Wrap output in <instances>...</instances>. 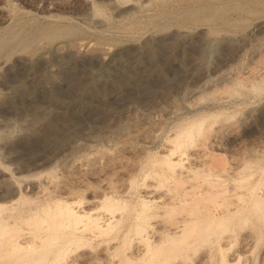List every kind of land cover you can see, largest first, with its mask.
I'll use <instances>...</instances> for the list:
<instances>
[{"label": "rangeland", "instance_id": "rangeland-1", "mask_svg": "<svg viewBox=\"0 0 264 264\" xmlns=\"http://www.w3.org/2000/svg\"><path fill=\"white\" fill-rule=\"evenodd\" d=\"M180 1L189 4L178 10L183 14L187 9L185 17L177 13V26L170 16L169 22L161 24L166 30L160 34L152 32L158 21L149 27L151 31L145 26L128 34L119 29H125L121 26L131 19L123 22L107 1H79L69 6L76 11L68 7L66 13L72 16L81 11L74 25L89 37L88 46L68 55H60L55 46L28 57L0 55V170L11 174V181L0 180V213L14 190L23 206L52 201L50 210L22 226L35 246L45 237L53 248L31 258L1 251L0 264L27 260L48 264L54 251L65 246L67 229L65 220L55 215L56 202L120 218L138 205L147 184L154 199L180 193L189 184L163 178L160 162L174 149L176 139H184L179 136L184 129L193 130V140L185 145L180 168L223 160L232 168L231 173L222 174L226 188L252 184L262 188L264 181L262 185L258 179L264 177V0H234L251 9L238 16L226 9L217 12L215 0L201 5L206 11L197 8L200 13L192 6L197 0ZM5 2L4 10L13 14L15 4ZM190 9L197 15L192 11L190 16ZM86 11L100 13L98 19L110 23L96 26L85 19ZM225 15L237 18L228 25L227 18L220 21ZM8 25L6 21L0 29ZM108 25L115 26V32ZM209 26L216 27L217 33H210ZM240 167L244 174H256L241 182V171H235ZM241 190L239 197L227 194L222 198L243 202L248 199L247 189ZM105 198L115 201L113 211L107 210L111 204L104 203ZM186 212L176 208L157 228L173 226ZM226 231L228 239L221 253L225 261L218 254L214 262L204 259L213 247L205 239L186 252L175 251L178 248L173 244L165 250L180 264H264V212L255 209L247 220L235 219ZM198 236L204 238L206 233L190 228L178 245ZM88 244L71 251L68 264H120L128 256H133L130 264H151L143 257L145 243L135 240L131 223Z\"/></svg>", "mask_w": 264, "mask_h": 264}, {"label": "bare ground", "instance_id": "bare-ground-1", "mask_svg": "<svg viewBox=\"0 0 264 264\" xmlns=\"http://www.w3.org/2000/svg\"><path fill=\"white\" fill-rule=\"evenodd\" d=\"M5 1L7 0H0V26L1 24L3 25V23L6 21H9V25L8 27L0 29V55H18L20 57H22V55H25L28 57L27 54L35 55L39 50L44 49L48 46H55L57 48L56 52H59L60 55H63L64 53H66L65 55H68L72 54V52L75 53V51H78L79 49H82L83 47L90 44V40L88 39L89 37L87 38V36L82 35L79 28L74 25L78 22V17L76 16H80L81 11L78 10V12L75 13L76 10L74 9L73 5L75 3H78L79 1H84L87 3V0H9L12 1L11 3L15 4L16 6V10L14 9L13 14H10V12L8 13L4 10V3H6ZM105 1H107L112 6V9L115 11L114 13H117V16L119 18H122L123 22L124 19L126 21H128L127 19L129 18L131 19V22H126L127 24H123L122 26V21L120 22L121 28L125 26V29L118 28L122 31L125 30L128 34L132 33V31L134 33V31L136 30L138 31L140 29H144L145 26H148L149 29L150 26L152 27L153 25H155V21H158V23L156 24V26L152 27V32L160 34L164 30H166L165 23L164 28L163 26H161L163 22L167 21L170 16L174 18L173 20L175 22V20L178 19H175L176 16L180 13L182 14V12L179 11L181 9L183 10L186 7V4L187 7L189 6L188 3L181 2L180 0H142L141 2H139L138 0ZM189 1L192 2L191 0ZM195 1H193V3ZM215 1L216 2H214V0H197V2H195L194 4L192 3V6L196 7V9L199 8L201 10V5L207 4L208 2H214L217 3V12H219V10H221L222 12L224 9H226L228 13L232 11L235 12V15L237 14V16L240 14V12L242 13L250 9L248 7L249 4H235L234 0ZM24 4L30 5V9L25 7L26 5L24 6ZM71 4H73L72 8L75 10L74 15L72 13V16L67 15L66 13L67 9H72L71 7H69ZM81 4L83 5V3ZM214 5L215 4H213V7H215ZM93 8L96 9V7ZM202 8L204 9V7ZM197 10L196 12L200 13V10H198L199 12ZM207 10L210 9L207 8ZM96 11L98 10L96 9ZM186 11L183 12V16H181V14L178 16L185 17L184 15H186ZM192 11L190 9V16H192ZM203 11H206V8ZM226 11H224L223 13H225ZM89 12L87 13L86 11L85 15H82L84 17L86 16L85 19L90 23H93L96 26L104 27L107 23H110L109 21L106 23L105 20L104 24L101 20H99L98 18L101 17L99 16V12L98 16L96 15V13L91 14V12ZM248 12H251V9ZM194 15H197L195 14V11H193V16ZM79 18H81V16ZM226 18V15L221 16L220 21H223L222 19L225 20ZM236 18V16L229 19L227 18V24L230 25L232 21L236 20ZM186 20L189 19H187L186 17ZM237 22L238 21H235L233 23L236 24ZM158 25H160L161 28L160 26L158 27ZM96 26H94L95 29H97ZM104 27L102 28L105 29ZM114 27L110 26V31L115 32V30H112V28ZM215 28L209 26L210 33L218 31L217 29L215 30ZM103 29L100 28V30L102 31ZM106 31L108 32V30ZM98 33L95 32V34L97 35ZM117 33H120V31ZM139 34L141 35V33ZM97 35H95L96 38ZM136 35L137 32L135 36ZM145 35L146 34H144V36ZM12 56L10 57V60ZM20 57L19 59H21ZM24 58L26 57H23V59ZM6 59L8 61L9 57H6ZM214 125L216 126V122L214 123ZM219 126H217V128H219ZM197 129L199 131V134H201L200 131L202 129V123L198 124ZM209 131H211L210 136L215 135L213 125L209 127ZM179 136L184 137V139H176L177 141H175L174 149L170 150L169 153L164 155V157L161 159V176L165 179L171 178L175 181L182 182L183 185L189 184L188 186H186L180 193L176 194L175 196L167 198L164 197L163 199H154V191L151 189L152 187L147 184L144 187V195H141L139 197V200L137 201L138 205L131 212H129V214L120 218L115 217V215L106 218L104 216L98 215L93 210H79L73 203L56 202V208L54 212L56 216L62 217L63 220H65L64 224L67 229L65 233L66 240L65 246L54 251L55 256L50 260L48 264H68V257L71 251L83 250L89 245L88 243H90L91 241L95 240L96 238L105 236L107 233L115 231V229L123 227L127 223H131L135 229V240L145 243V248H143L142 250L143 257H148L147 260H149L151 264H180V262H174L175 258L172 254H170V250H165L168 248L167 246L173 244L176 245L174 247L178 248L175 249V251L186 252V250H189L191 248H197L198 243L202 239H205L206 242L213 243V247L214 244L215 246H217L215 248L210 247L208 249V255L204 259L207 258L209 262H214V260L217 259L216 256L218 254L220 255V257H222V259H224L222 261H225V258H223L224 255H222L224 249L222 243L228 239V235H226L225 232L228 233V231H226V228L229 226V224H232L235 219L247 220L249 214L255 209H260L262 212H264V191L261 192V190H264V177L263 180L258 179L259 182H262V188H258L259 186L255 184H252L250 187H243L241 184V186L238 187L239 185L237 186L235 184L236 187L232 185V187H230L232 189L230 190V188H226L228 186L225 187V183L221 181L223 179L224 173L232 172L229 171V169L232 170V168L228 169L226 161L221 160L219 162L216 160H212L209 161L210 163L207 166L205 163L202 164V166L199 165L200 167L198 166L180 168L179 165H182V160L186 155L185 145L189 141L192 142L193 140V130L184 129ZM210 136H207V140L211 139ZM203 146L206 147V142L203 143ZM245 167L247 168V166L244 165L243 169H245ZM243 169L240 167L238 168V170H235L238 171V173L239 171H241V182L249 180L250 178H252V174L255 173L251 172V174L247 175L246 173H243ZM235 171L233 170V172ZM256 176L257 175L254 176V179L257 180ZM234 177H231L232 180ZM256 180H254L255 183ZM258 184L260 185L261 183ZM241 188L247 189L246 194L248 196V199L238 203L232 202L230 198L241 196V193H238L239 190L242 191ZM227 194H231L233 196L230 195L229 200L228 198L224 199L226 198L225 195ZM222 196L225 197L222 198ZM9 198L10 202L0 213V252L4 251L5 253H24V256L29 258L35 255H39L41 252H53V248L48 245L45 237L40 238V246H35L34 241L28 240V237L25 233L26 230L22 226L30 225L31 221L39 219V215L41 213L50 210V204L52 203V201H48L37 206H23L21 204L22 198L15 190L10 192ZM106 202H109L111 204L108 205L107 210L113 211L115 201H110L109 198H105L104 203ZM176 208H178L179 210H183V212L188 211V213H184L185 215L181 214L182 216L179 221L171 224L173 226L166 225L164 230L158 229L157 227L160 226L159 224L163 226V221L166 216H170ZM190 228L194 229L200 234L204 232L206 233V236L204 238H200V236H198L195 239L193 238V240L191 241H186L181 246H179L178 244L186 238V233ZM206 254L207 251L205 252V255ZM137 256L140 257V255L138 254ZM132 258L133 256H128L123 259L120 264H130V260ZM23 264L36 263L27 260V262H24Z\"/></svg>", "mask_w": 264, "mask_h": 264}, {"label": "snow or ice", "instance_id": "snow-or-ice-1", "mask_svg": "<svg viewBox=\"0 0 264 264\" xmlns=\"http://www.w3.org/2000/svg\"><path fill=\"white\" fill-rule=\"evenodd\" d=\"M0 180L11 181V174L4 170H0ZM12 183L14 184V182Z\"/></svg>", "mask_w": 264, "mask_h": 264}]
</instances>
